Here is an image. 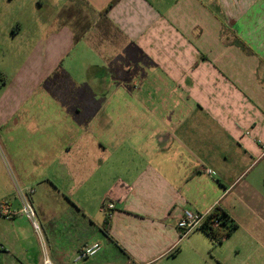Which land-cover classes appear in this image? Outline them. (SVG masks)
Returning <instances> with one entry per match:
<instances>
[{"label": "crops", "instance_id": "crops-1", "mask_svg": "<svg viewBox=\"0 0 264 264\" xmlns=\"http://www.w3.org/2000/svg\"><path fill=\"white\" fill-rule=\"evenodd\" d=\"M112 1L0 0V136L30 154L2 172L0 260L177 264L183 211L215 208L236 226L219 244L261 257L264 0ZM22 195L53 234L43 262ZM94 243L119 256L75 261Z\"/></svg>", "mask_w": 264, "mask_h": 264}, {"label": "rangeland", "instance_id": "rangeland-1", "mask_svg": "<svg viewBox=\"0 0 264 264\" xmlns=\"http://www.w3.org/2000/svg\"><path fill=\"white\" fill-rule=\"evenodd\" d=\"M9 45V44H8ZM6 46V51L11 53L15 48L11 46ZM9 64V69L11 67L10 57L7 54L0 52V71L3 65ZM20 62H17L19 64ZM2 74L0 73V77ZM5 84L0 81V96L4 95L5 92ZM32 111L35 112H45L48 109V105H33L30 107ZM5 136H0V180L3 181L4 175L2 174L6 172H10L12 170L11 163L14 159V154L18 157V162L23 165L25 162H28L30 154L25 150L24 142L27 139L26 136L21 135L13 136V133L6 132ZM4 145L12 148L13 153L8 154V149L4 147ZM33 187V186H32ZM19 188H22V185L19 184ZM23 193H25L24 189H21ZM47 204V207H55V205L59 204V202L53 201L52 199L48 200V202H44ZM32 207V206H31ZM33 209V208H32ZM18 215V214H17ZM20 218V217H17ZM35 222L38 225V229H34L33 235V243L35 244V253L38 252L42 256V262L46 257H51L53 253L52 245H53V237L52 233L49 232L47 227L41 225L40 219L35 216ZM99 222H102V215L99 213L98 218H96ZM18 224H23V222H17ZM57 235V234H56ZM226 242V243H225ZM222 243L224 244L222 246ZM221 244L215 243L209 239V237L204 234L201 229H196L182 237L179 240L178 246L182 247L180 253L177 254V259L175 263L177 264H264V255L261 257H257L254 253L249 250L245 244H243V248L237 247L234 248L232 244L229 246V241L225 240ZM66 246V241L62 245ZM110 249L109 247H103L102 251L97 254V257L100 258H112L114 256H119V251L115 249ZM178 250H176V253ZM264 253V251H261ZM114 253V255H113ZM9 262H4L0 260V264H8ZM19 264V263H16ZM24 264H27L24 262ZM48 264V263H47Z\"/></svg>", "mask_w": 264, "mask_h": 264}, {"label": "built area", "instance_id": "built-area-1", "mask_svg": "<svg viewBox=\"0 0 264 264\" xmlns=\"http://www.w3.org/2000/svg\"><path fill=\"white\" fill-rule=\"evenodd\" d=\"M29 192H32V190H30ZM22 196H23V207L21 213L24 214L27 218L31 219L34 228L38 229V225L34 220L35 215L31 207V204L28 202V200H26V197L24 195ZM2 205L5 206L4 214H6V217H10L9 216L10 214L7 212L8 209L7 205L6 204H2ZM99 210L105 216L106 219H110L115 210L114 201L109 200L108 198H104L100 203ZM211 212L212 210L207 213H196L190 210H184L181 217L177 221V228L182 231V237L186 236L193 230L202 229L206 217L210 215ZM219 224H220L219 221L216 218L215 219L213 218L211 224L212 228L213 229L217 228ZM99 251H100V245L98 243L84 246L78 252L75 261H83L92 258L95 255H97Z\"/></svg>", "mask_w": 264, "mask_h": 264}, {"label": "trees", "instance_id": "trees-1", "mask_svg": "<svg viewBox=\"0 0 264 264\" xmlns=\"http://www.w3.org/2000/svg\"><path fill=\"white\" fill-rule=\"evenodd\" d=\"M118 0H113L112 3L107 7L108 10L115 2ZM0 81L4 83V79L2 76L0 77ZM213 218L219 221V226L215 229L212 228V220ZM106 225H108L109 219H104ZM106 225L103 227V232L106 233ZM235 225L230 222L228 216L222 212H220L217 208L213 209L210 215H208L205 219V222L202 227V231L206 234L209 239L213 242L220 243L223 239L227 238L229 234L235 229ZM182 237V233L180 235Z\"/></svg>", "mask_w": 264, "mask_h": 264}]
</instances>
